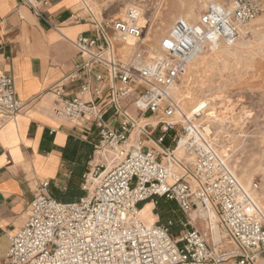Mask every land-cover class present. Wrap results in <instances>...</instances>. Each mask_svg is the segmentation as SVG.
<instances>
[{
  "label": "built area",
  "instance_id": "obj_1",
  "mask_svg": "<svg viewBox=\"0 0 264 264\" xmlns=\"http://www.w3.org/2000/svg\"><path fill=\"white\" fill-rule=\"evenodd\" d=\"M21 2L44 19L50 0ZM263 8V0L210 4L195 22L178 18L153 55L139 7L122 18L92 20L94 36L72 42L80 62L66 80L81 82L77 94L65 95L62 84L52 91L55 115L83 133L97 131L94 164L81 184L85 196L61 203L47 193V182L37 183L24 225L9 236L4 264H264L257 186L246 189L218 152L213 123L203 119L207 107L184 114L173 96L189 62L233 45ZM128 40L130 50L119 51ZM25 107L11 75L0 71L1 123ZM158 199L173 201L187 217L212 210L222 239L189 218L176 237L171 220L147 225L139 205Z\"/></svg>",
  "mask_w": 264,
  "mask_h": 264
},
{
  "label": "crops",
  "instance_id": "obj_2",
  "mask_svg": "<svg viewBox=\"0 0 264 264\" xmlns=\"http://www.w3.org/2000/svg\"><path fill=\"white\" fill-rule=\"evenodd\" d=\"M78 5L50 0L40 19L21 0H0V71L11 75L16 98L26 105L13 122L0 121V264L37 183L47 182V193L61 203L85 196L81 184L94 164L97 131L83 133L52 111L54 87L62 84L73 97L81 84L66 80L80 62L72 42L94 36Z\"/></svg>",
  "mask_w": 264,
  "mask_h": 264
},
{
  "label": "rangeland",
  "instance_id": "obj_3",
  "mask_svg": "<svg viewBox=\"0 0 264 264\" xmlns=\"http://www.w3.org/2000/svg\"><path fill=\"white\" fill-rule=\"evenodd\" d=\"M78 2V15L88 22L122 18L128 8L139 7L147 42L146 50L153 55L154 51L159 50L161 39L167 35L178 18L195 22L210 3L223 6L227 0ZM236 44H241L243 49V56L238 61H229L226 67L216 65L206 71H196L194 66L200 62L202 55L212 59V51L203 52L189 63L185 76L179 80L173 94L176 95L183 113L192 108L207 107L203 119L213 123V137L218 141L217 149L227 157L225 158L233 174L245 188L257 186L254 196L264 206V8L259 17L241 29L233 46ZM219 124H222L221 129L218 128ZM172 135L173 133L166 139L165 145L170 143ZM158 201L159 205H156L154 212H160L164 218L152 210L153 214L157 215L156 222L163 225L171 220L174 226L170 232L176 237L184 230L181 223L191 219L192 212L187 217L178 210L173 201ZM191 224L199 230L205 228L199 220L192 221Z\"/></svg>",
  "mask_w": 264,
  "mask_h": 264
},
{
  "label": "bare ground",
  "instance_id": "obj_4",
  "mask_svg": "<svg viewBox=\"0 0 264 264\" xmlns=\"http://www.w3.org/2000/svg\"><path fill=\"white\" fill-rule=\"evenodd\" d=\"M210 4L218 6L219 3L218 4L210 3ZM141 23H142V17L140 18V21H139V24L142 26ZM131 45H132V41L128 40L127 43L120 44L119 51L125 53V52L130 50V48L128 49L127 47H130ZM242 50L243 49H241V44H236L234 46L233 45L232 46H227V45L226 46H220L219 45V47L216 50L212 51L213 52L212 59L211 58L209 59L210 56L202 55L200 57V62L194 66V69H196V71H198V70H202V71L205 70L206 71L210 67H216V65H218V66L221 65L222 67H226V65H227V63H229V61H235L236 62V61H238L239 58H241L243 56ZM158 51H154V53H156ZM150 55H152V54H150ZM192 61H194V59ZM192 61L189 62V63L191 64ZM189 63L187 64V66L189 65ZM187 66L185 68L184 73L180 76L179 80L182 77L185 76V72H186ZM173 96L175 97L176 95L173 94ZM181 109H182V107H181ZM193 109H195V108H192V109H189L187 111H184V114H190ZM225 118L226 117H223V119H225ZM218 128L221 129L222 128V124H219ZM214 140H215L216 145H217L218 141L216 140V138H214ZM218 152L222 156L226 157L219 150H218ZM140 217L147 225L154 224V223L148 222L143 216L140 215ZM190 217H191L192 221L199 220L204 225L205 228H207L208 226H211L212 229H213V234H214L215 239L216 240L222 239L223 235L220 234L219 229H218L217 216L215 215V213L212 210H210V209L202 210L200 208L194 209L192 211V214H191Z\"/></svg>",
  "mask_w": 264,
  "mask_h": 264
},
{
  "label": "trees",
  "instance_id": "obj_5",
  "mask_svg": "<svg viewBox=\"0 0 264 264\" xmlns=\"http://www.w3.org/2000/svg\"><path fill=\"white\" fill-rule=\"evenodd\" d=\"M156 205H159L158 200H157V203L155 204V207H154L153 203L150 201H146L145 203L139 205V208L141 209L140 215L143 216L150 223H155L157 221V215H161L160 212H158V211L154 212ZM153 207H154V209H153ZM159 208H160V206H159ZM152 210L157 215L153 214ZM161 217L164 218V215L162 214Z\"/></svg>",
  "mask_w": 264,
  "mask_h": 264
}]
</instances>
